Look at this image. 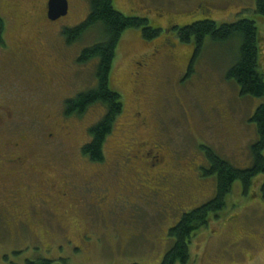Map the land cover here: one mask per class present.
<instances>
[{
  "label": "rangeland",
  "instance_id": "374dc122",
  "mask_svg": "<svg viewBox=\"0 0 264 264\" xmlns=\"http://www.w3.org/2000/svg\"><path fill=\"white\" fill-rule=\"evenodd\" d=\"M69 2V16L51 22L47 19L46 0H0L8 45L25 46L20 56L30 83L21 92L20 88L16 91L17 101L21 102V95L27 104L18 105L24 118L15 129L18 134L27 133L25 149L33 158L26 176L9 179L5 172H0V189L17 190L28 214L33 212L32 203L39 205V221L27 215L28 230L16 231L11 223L0 224V264L40 260L52 264H162L171 246L169 230L184 213L215 196L216 181L200 175L199 169L207 164L202 145L215 149L236 167L248 168L252 163L250 145L258 139L256 125L250 118L262 101L243 98L239 88L226 79L238 53V41L218 45L209 38L196 58L194 42L186 45L176 30L163 31L161 27L168 28L171 20L186 26L206 19L205 15L193 14L198 3L212 6L210 11L205 6L201 12H207L218 25L252 19L261 34L260 66L264 72V17L256 12L254 0H140L137 6L128 0H115L117 10L129 17H147L151 27L161 32L147 39L143 30L131 28L121 38L110 85L122 96L125 108L106 139L105 160L98 165L90 164L81 149L90 143V128L101 121L105 108L94 106L82 116L64 118L63 100L96 87V62L83 65L78 59L84 49L98 42L101 31L68 44L63 29L83 23L90 11L87 0ZM155 49L166 50L175 59L171 58L172 65H154L138 100L133 93L135 60L140 62V56L151 55ZM189 63L193 74L187 79ZM137 112L145 120L137 119ZM51 134L56 137L50 138ZM140 142L149 143V152L154 146L163 148L174 172L171 186L145 177L147 163L141 162L142 158L130 157L129 164L141 169L139 180L132 171L115 177L109 173L107 165L114 166L118 158L116 148L127 146L129 152L139 151ZM63 168L71 171L77 181L90 178L98 185L106 183L111 191L124 179L130 185L127 193L133 194L129 195L127 205L114 207L100 203L104 194L98 196L95 191L93 198L87 196L88 208L53 192L47 196L45 184L54 181L59 190L65 189L60 175ZM181 177L186 183L177 182ZM261 177L248 196L244 195L240 181L234 185L226 212L199 232L190 246L193 264H264ZM182 185L187 187L186 193H180ZM160 188L167 191L149 195ZM36 195L46 204L37 200ZM66 234L72 244L66 240ZM85 235L90 240L81 242Z\"/></svg>",
  "mask_w": 264,
  "mask_h": 264
},
{
  "label": "trees",
  "instance_id": "16d2710c",
  "mask_svg": "<svg viewBox=\"0 0 264 264\" xmlns=\"http://www.w3.org/2000/svg\"><path fill=\"white\" fill-rule=\"evenodd\" d=\"M87 1L90 11L85 21L75 28L65 27L62 32L66 42L73 45L81 41L87 34L97 32V30L101 31L98 42L84 49L78 59V63L83 65L92 61L96 62V87L80 93L74 98L67 99L64 105V116L66 118L82 116L94 106L102 105L105 108L106 111L101 121L90 128V143L82 148V153L91 162L103 163L106 139L112 135L113 128L125 108L122 96L115 92L110 85V73L117 57L121 38L127 30L135 28L143 30L145 38L153 39L159 35L161 29L152 28L147 17H129L117 10L114 5L115 0ZM128 1L132 3L130 0ZM254 1L256 12L264 17V0ZM137 10L131 9L130 11ZM204 15L207 17L206 19L186 24V26H176L174 30L177 31L178 38L182 43L186 45L195 43L196 58L209 38L218 45L238 41V53L228 68L226 79L239 88L243 98H257L262 101L255 114L250 118V122L256 125L258 139L250 145L252 163L248 168L236 167L229 160L221 157L215 149L202 145L207 164L199 169L200 175L216 181L215 196L193 211L184 213L182 219L169 230L171 246L167 249L162 264H193L190 246L199 232L206 228L211 221L220 220L221 215L226 212L228 200L238 181L242 183L244 195L248 196L252 186L262 176L260 185L264 197V72L260 66L261 34L257 23L252 19L241 18L231 24L218 25L209 14ZM6 24L5 19L0 15V32ZM192 74V65L190 64L186 78L188 79ZM28 264H52V262L40 260L37 263L29 261Z\"/></svg>",
  "mask_w": 264,
  "mask_h": 264
},
{
  "label": "flooded vegetation",
  "instance_id": "af4514ba",
  "mask_svg": "<svg viewBox=\"0 0 264 264\" xmlns=\"http://www.w3.org/2000/svg\"><path fill=\"white\" fill-rule=\"evenodd\" d=\"M130 1L134 6H137V4H141L140 0ZM205 6L208 7V11L212 9V6L208 3H198V5L196 6V12L193 14L201 13L203 15H207V12H201L203 9L206 8ZM47 9L48 0H46L45 3V10ZM176 26H180V24L176 21L174 22V20H171L169 22L168 28H161L163 31H173ZM5 30L6 25L2 32H0V172H5L8 175L9 179H15V176L28 175L30 171L29 166L33 162L32 156H30V154L25 149L29 140L26 135L27 133L18 134L15 129L17 128V126L19 127L23 124L22 120L24 118V116L21 117L20 112H18L17 110L18 105L22 102L27 104L26 100H24L23 96L21 95L19 97V100H21V102L17 101V99L15 98L17 96L16 91L20 88L21 92V89L27 86L30 81H28V71L23 64L22 56H20L25 46L22 44L18 45L14 43L15 47L13 48L11 46V48L5 38ZM155 50L156 51L151 55L143 54L142 56H140V62L135 60V71L133 72V93L134 95H136V98L138 100L141 98V94L144 91L145 87H147V81L153 74L152 70L154 68V65H172L171 58L175 59V56L169 54L166 50ZM192 56L193 54L191 55V57ZM190 63L188 64V67ZM36 64L37 62H35L33 66H35ZM66 101L67 100H63V102ZM135 117L139 120H145V117H142L141 112H137ZM64 118L66 117L64 116ZM137 119H135V121ZM134 125L138 124L135 123ZM145 125L146 123H144V126ZM49 136L50 138H53L56 137V134H51ZM139 144V147L141 149L139 151H137L136 149L134 150V152L133 150L129 152L128 150L130 148H128L127 146L117 147L115 152H117L118 158L116 159L115 165H107V170L109 171V173L115 177L117 175H120L119 173H122L123 175V171L124 173H126L127 171H132V173L137 176V180H139V177L142 175L141 169L138 167L137 170L136 166L134 168V165L129 164L132 163L130 162L131 158H133L134 160L142 158L140 161L143 163L144 161H146V163L148 164V166L146 164V168L143 170V175L145 177H149L151 180H155L159 183L161 182V184H168L171 186L172 183H174L172 182L174 172L172 171L171 165H169L167 161L165 152L162 150L163 148L160 145L154 146L153 148H151L152 151L149 152L147 151L149 143L140 142ZM89 163L92 164L94 162ZM96 164L101 165L102 163ZM63 169V171L60 172V175H62L63 187L65 189L59 190L58 185L54 181L51 184H45L43 189H45V193L47 194V196L51 195V192H53V194H55V196L59 198L63 197L64 199L75 200L76 204H78L79 206H86V208H88V206L90 205V199H88L87 196L90 195V197L93 198V194L95 191V195L100 196L101 194H104V196H100V203L103 202V204H107L108 206L114 205V207H116V205H127L129 195L131 196L133 194V192H130L129 194L127 193V190L130 185L126 184V181L124 179L120 180L119 187H115L112 192L110 188L105 186L106 183H104L103 185H98L95 181L91 182L90 178H88L87 180L82 179V181H77L78 179H75L77 177L73 173H71V171L65 168ZM182 178L183 177L178 178L177 182H185V180L183 181ZM132 183L134 184V181ZM159 185L160 184H158V186ZM144 186L145 185L143 184L142 187ZM166 189L160 188L153 190L149 193V195L156 194L157 191L163 192L164 190V192H166ZM186 191L187 187L184 188V186L182 185V187L180 188V193H186ZM36 198L37 200L42 201L43 204H46V201L41 199L40 195H36ZM189 199L192 198L189 197ZM31 209L33 212L29 214L28 212L24 211L22 198L19 197L17 190L5 192L0 189V224L11 223L12 228L14 230L16 229V231L24 229L28 230V223H25L26 220H28L27 215H32L33 219L34 217L37 220L39 218V205L37 203H32ZM7 227L9 228L8 224ZM65 238L68 243L72 244L67 234ZM36 239L39 240L37 235ZM89 240V237L85 235L81 239V242H86Z\"/></svg>",
  "mask_w": 264,
  "mask_h": 264
},
{
  "label": "water",
  "instance_id": "95a60500",
  "mask_svg": "<svg viewBox=\"0 0 264 264\" xmlns=\"http://www.w3.org/2000/svg\"><path fill=\"white\" fill-rule=\"evenodd\" d=\"M69 0H49L48 19L49 21H59L69 15Z\"/></svg>",
  "mask_w": 264,
  "mask_h": 264
}]
</instances>
